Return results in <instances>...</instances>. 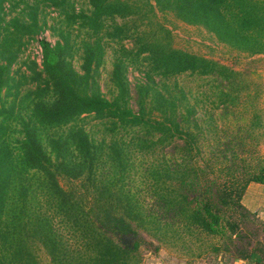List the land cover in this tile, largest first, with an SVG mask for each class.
Listing matches in <instances>:
<instances>
[{"label": "trees", "instance_id": "16d2710c", "mask_svg": "<svg viewBox=\"0 0 264 264\" xmlns=\"http://www.w3.org/2000/svg\"><path fill=\"white\" fill-rule=\"evenodd\" d=\"M84 1L0 0V264H40L39 246L51 264H144L142 232L159 244L238 236L241 199L249 183L264 184V158L251 151L247 162L239 139L204 159L195 104L168 80L209 78L215 106L226 108L243 73L175 47L153 16L171 13L236 51L264 54V0ZM47 9L57 13L48 26L56 40L38 39L40 61L21 59L47 27ZM106 47L110 98L99 82ZM129 68L141 75L132 87ZM260 122L254 109L251 137ZM257 250L237 252L260 263Z\"/></svg>", "mask_w": 264, "mask_h": 264}, {"label": "rangeland", "instance_id": "374dc122", "mask_svg": "<svg viewBox=\"0 0 264 264\" xmlns=\"http://www.w3.org/2000/svg\"><path fill=\"white\" fill-rule=\"evenodd\" d=\"M76 8L86 7L84 0H75ZM57 13L52 9H47V27L31 39L23 53L21 59L26 56L40 61L41 47L38 39L44 38L50 43H54L56 36L48 26L54 24ZM154 21H159L165 25L172 33V44L175 47L204 55L215 59L223 64L241 71L242 79L240 83L241 91L233 104L224 108L222 105L215 106V93L213 83L209 78H202L197 75L183 73L168 80L170 84L176 83L184 88L191 103L195 104L197 122L203 128L201 138L202 152L204 159L210 156V149L216 144L224 141L242 140L244 143L241 155L246 157V161L251 163V151L253 155L264 158V54L249 55L236 51L228 45L219 42L211 33L203 27L187 24L175 18L171 13L155 11ZM121 20L118 19V22ZM126 46L132 44L125 41ZM112 51L106 47L105 62L100 67L99 82L102 91L110 98L109 72L112 68ZM74 66L78 68L80 61L78 56L73 60ZM17 64L13 67L15 68ZM127 76L131 81V87L136 78L141 75L137 71L128 69ZM252 97V98H251ZM261 116V126H256L251 137V116L253 110ZM84 126L96 137L101 136L102 125L91 116L84 118ZM178 141H181L178 139ZM137 161V160H136ZM138 162V161H137ZM209 164H211L209 162ZM136 186L140 196H146L145 186L135 177ZM61 183L67 187L69 182L64 180ZM146 201L147 198H146ZM241 203L246 210H241L243 215L238 223L241 228L238 236L229 238V232L224 237H210L200 235L199 238L183 235L182 239L169 242L158 243L150 235L142 232L145 244L140 247V255L144 264H264V184L251 182L247 186L241 199ZM152 242L151 244H149ZM159 244V248L154 250V245ZM257 246L259 256H263L260 263L247 261L239 258L237 249L242 247ZM216 248V249H215ZM40 264H51L48 256L42 247H37Z\"/></svg>", "mask_w": 264, "mask_h": 264}]
</instances>
